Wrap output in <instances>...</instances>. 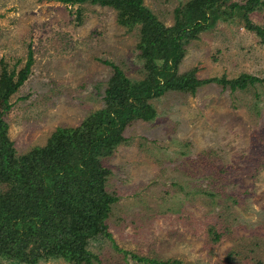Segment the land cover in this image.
<instances>
[{"label":"rangeland","instance_id":"1","mask_svg":"<svg viewBox=\"0 0 264 264\" xmlns=\"http://www.w3.org/2000/svg\"><path fill=\"white\" fill-rule=\"evenodd\" d=\"M187 1L142 3L169 27L173 9ZM263 14L259 8L250 20L263 26ZM136 42L137 28L118 25L106 7L0 0V69L17 62L19 71L28 52L32 60L4 117L14 156L102 106L111 75L102 61L139 80ZM191 68L201 80L247 74L259 82L233 92L207 84L194 95L165 93L151 102L152 119L125 128V144L100 160L105 190L117 201L106 219L110 240L88 241L98 264H138L129 254L180 264H264V42L237 20L217 21L186 46L177 71ZM0 264L19 263L0 257Z\"/></svg>","mask_w":264,"mask_h":264},{"label":"trees","instance_id":"2","mask_svg":"<svg viewBox=\"0 0 264 264\" xmlns=\"http://www.w3.org/2000/svg\"><path fill=\"white\" fill-rule=\"evenodd\" d=\"M69 9L88 2L116 12V22L128 30L137 28L135 48L142 63V77L127 78L119 67L111 68L102 92V106L77 126L56 128L42 147L14 156L6 136V113L10 97L27 79L32 63L28 52L24 66L15 71L0 69V257L19 264L61 259L71 264H98L87 250L89 239L110 240L106 227L111 206L117 201L105 190L107 169L101 159L116 146L125 144L123 131L137 120L154 116L151 102L165 93L194 95L207 84L233 92L251 86L259 79L240 74L198 79L196 68L178 73L186 46L217 21L237 20L242 27L264 42L263 26L255 25L250 15L264 8V0H188L172 11V25L165 27L144 7L142 0H55ZM81 9L75 10L80 19ZM264 20V14H263ZM155 56L163 58L157 61ZM213 240L219 235L211 229ZM126 252L123 255L126 256ZM138 264H180L177 260H156L129 254Z\"/></svg>","mask_w":264,"mask_h":264}]
</instances>
